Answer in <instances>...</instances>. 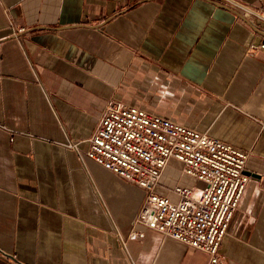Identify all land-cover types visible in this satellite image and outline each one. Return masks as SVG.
Segmentation results:
<instances>
[{
    "label": "crops",
    "instance_id": "obj_1",
    "mask_svg": "<svg viewBox=\"0 0 264 264\" xmlns=\"http://www.w3.org/2000/svg\"><path fill=\"white\" fill-rule=\"evenodd\" d=\"M250 44L264 21L223 0H0V264H211L139 225L117 240L145 192L86 156L108 100L247 152L219 253L264 264V49ZM181 167L169 161L159 194L200 189Z\"/></svg>",
    "mask_w": 264,
    "mask_h": 264
},
{
    "label": "built area",
    "instance_id": "obj_2",
    "mask_svg": "<svg viewBox=\"0 0 264 264\" xmlns=\"http://www.w3.org/2000/svg\"><path fill=\"white\" fill-rule=\"evenodd\" d=\"M223 1L264 21V3L256 8L238 0ZM263 49L264 44H250L247 54ZM87 142L89 159L145 192L133 229L126 238L117 234V240L124 245L141 239L143 233L134 229L139 225L206 253L211 264H223L219 246L249 179L244 172L246 151L115 100L106 102ZM78 145L67 141L64 147L78 152ZM171 159L181 163L183 174L201 183L198 191L173 186L168 191L175 200L157 192Z\"/></svg>",
    "mask_w": 264,
    "mask_h": 264
}]
</instances>
